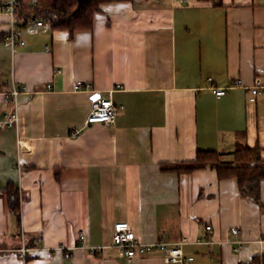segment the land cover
Returning <instances> with one entry per match:
<instances>
[{"label":"crops","instance_id":"0c3cea01","mask_svg":"<svg viewBox=\"0 0 264 264\" xmlns=\"http://www.w3.org/2000/svg\"><path fill=\"white\" fill-rule=\"evenodd\" d=\"M220 3L101 2L91 28L23 23V43L0 42V117L11 107L3 93L27 87L17 126L0 128V264H167L158 253L120 256L118 221L144 242L184 239L183 264H264V178L261 207L214 166L172 168L199 150L232 163L243 142L264 159V90L247 100L248 86L264 84V0ZM9 20L0 12V32ZM90 90L122 111L87 124ZM21 244L41 249L22 259Z\"/></svg>","mask_w":264,"mask_h":264},{"label":"built area","instance_id":"2783aa9c","mask_svg":"<svg viewBox=\"0 0 264 264\" xmlns=\"http://www.w3.org/2000/svg\"><path fill=\"white\" fill-rule=\"evenodd\" d=\"M18 0H0V12H6L9 17V29L7 30V36L5 42L8 43L11 47H14L17 43H23L22 40H19L20 29L15 19V12L17 8ZM31 3H36V0H30ZM26 23L40 26L44 23H47L46 19L32 17L27 20ZM241 81L236 79L233 81L232 85H239ZM74 89L89 88V83H84L77 81L73 85ZM27 87L24 84H12L11 87L3 93V101L11 103V107L2 112L0 117V128L3 127H16L18 122V104L17 96L26 91ZM264 90V84L259 80H255L251 86L247 88V100L249 102H254L257 96ZM92 91L91 98V109L86 118V123L90 124L93 122H102L107 123L112 121L123 109L121 104L114 103L110 98H101L98 95V92L95 90ZM213 93L219 97L228 92V87H220L213 85ZM20 168V167H19ZM18 168V169H19ZM206 230H210L211 226L207 224L205 226ZM233 233H237L236 228H232ZM84 234L79 233L77 239L84 242ZM184 243V239L177 242L167 243L164 241H155V242H144L139 240L134 235L130 225L126 221H118L113 225L112 233V245L116 248L120 256L125 257L128 260L135 258L136 256L151 255L154 253L160 254L167 264H183L192 259V256H183L181 245ZM81 245V246H82ZM41 248L39 246L27 247L24 244H21L18 248V254L22 259L29 256L30 251L38 252ZM60 249H63L60 246ZM91 251L94 252V248H91ZM53 254L52 249H46L45 257L50 258ZM31 255V254H30ZM64 256L68 257V251H64Z\"/></svg>","mask_w":264,"mask_h":264},{"label":"trees","instance_id":"16d2710c","mask_svg":"<svg viewBox=\"0 0 264 264\" xmlns=\"http://www.w3.org/2000/svg\"><path fill=\"white\" fill-rule=\"evenodd\" d=\"M122 1V0H18L15 12L17 24L26 23L32 17L44 18L47 23L55 29H65L69 35L77 29L91 28L94 12L100 10L101 2ZM211 1L213 5H220L221 0ZM6 32H0V42L4 41ZM258 145L249 146L245 142L239 143L232 152V163L221 162V153L210 150H199L195 158L183 163V166L172 168L189 171L194 168L211 165L215 167L219 178L235 177L239 192L246 198L252 200L259 206H263L259 197V183L264 178V159L260 156ZM12 211L17 212L19 201L17 193H13L9 199ZM258 258L250 262H239L238 264H257Z\"/></svg>","mask_w":264,"mask_h":264}]
</instances>
